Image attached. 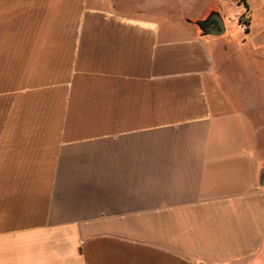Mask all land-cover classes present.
<instances>
[{"label": "crops", "instance_id": "0c3cea01", "mask_svg": "<svg viewBox=\"0 0 264 264\" xmlns=\"http://www.w3.org/2000/svg\"><path fill=\"white\" fill-rule=\"evenodd\" d=\"M209 1L0 0V264H264V0Z\"/></svg>", "mask_w": 264, "mask_h": 264}, {"label": "water", "instance_id": "95a60500", "mask_svg": "<svg viewBox=\"0 0 264 264\" xmlns=\"http://www.w3.org/2000/svg\"><path fill=\"white\" fill-rule=\"evenodd\" d=\"M198 25L205 32H208L209 29H212L209 31V34L216 37L222 36L226 31L224 21L217 13L211 14L208 19H206V21L201 22Z\"/></svg>", "mask_w": 264, "mask_h": 264}, {"label": "rangeland", "instance_id": "374dc122", "mask_svg": "<svg viewBox=\"0 0 264 264\" xmlns=\"http://www.w3.org/2000/svg\"><path fill=\"white\" fill-rule=\"evenodd\" d=\"M209 4H211L209 0H197V6L195 7L194 15H199L206 8H210V7H207Z\"/></svg>", "mask_w": 264, "mask_h": 264}]
</instances>
